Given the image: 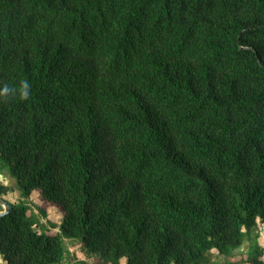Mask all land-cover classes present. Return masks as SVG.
Returning a JSON list of instances; mask_svg holds the SVG:
<instances>
[{"label": "trees", "instance_id": "1", "mask_svg": "<svg viewBox=\"0 0 264 264\" xmlns=\"http://www.w3.org/2000/svg\"><path fill=\"white\" fill-rule=\"evenodd\" d=\"M4 87L3 264H264V0H0Z\"/></svg>", "mask_w": 264, "mask_h": 264}, {"label": "rangeland", "instance_id": "2", "mask_svg": "<svg viewBox=\"0 0 264 264\" xmlns=\"http://www.w3.org/2000/svg\"><path fill=\"white\" fill-rule=\"evenodd\" d=\"M21 198V190L17 185L15 177L10 172L8 165L0 161V208H3V203H18ZM30 202L34 205V212L39 214L36 210V206L43 209L46 212V217H42L43 223L49 227L48 221L58 225L62 219V212L60 209L41 199L38 190H34L30 193ZM51 228V227H50ZM49 228V229H50ZM259 244L264 247V223H257ZM52 232L57 231L56 228L50 229ZM64 245L67 248V253L63 259V264H94L95 260L88 259L80 251L78 244H75L69 240L64 241ZM242 249H246V243L242 246ZM241 250V249H240ZM264 252V251H263ZM264 258V253H263ZM123 263V260H121ZM4 262L0 256V264Z\"/></svg>", "mask_w": 264, "mask_h": 264}, {"label": "clouds", "instance_id": "3", "mask_svg": "<svg viewBox=\"0 0 264 264\" xmlns=\"http://www.w3.org/2000/svg\"><path fill=\"white\" fill-rule=\"evenodd\" d=\"M28 84L27 82H24L22 84V89H21V96L24 98H27L28 95ZM10 92V89L8 87H4L2 89H0V95H7Z\"/></svg>", "mask_w": 264, "mask_h": 264}, {"label": "water", "instance_id": "4", "mask_svg": "<svg viewBox=\"0 0 264 264\" xmlns=\"http://www.w3.org/2000/svg\"><path fill=\"white\" fill-rule=\"evenodd\" d=\"M2 205H3V210L0 212V216L6 214L11 208V206L8 203H3Z\"/></svg>", "mask_w": 264, "mask_h": 264}, {"label": "crops", "instance_id": "5", "mask_svg": "<svg viewBox=\"0 0 264 264\" xmlns=\"http://www.w3.org/2000/svg\"><path fill=\"white\" fill-rule=\"evenodd\" d=\"M1 212V211H0ZM259 242V241H258ZM220 263V262H219Z\"/></svg>", "mask_w": 264, "mask_h": 264}]
</instances>
